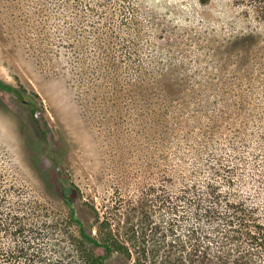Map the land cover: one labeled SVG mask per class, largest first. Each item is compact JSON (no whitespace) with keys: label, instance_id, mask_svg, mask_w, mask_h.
I'll return each instance as SVG.
<instances>
[{"label":"rangeland","instance_id":"rangeland-1","mask_svg":"<svg viewBox=\"0 0 264 264\" xmlns=\"http://www.w3.org/2000/svg\"><path fill=\"white\" fill-rule=\"evenodd\" d=\"M0 78L42 105L56 196L33 167L28 189L21 161L20 199L69 244L64 189L96 235L100 217L121 225L177 192L189 144L208 141L203 158L264 154V0H0Z\"/></svg>","mask_w":264,"mask_h":264},{"label":"trees","instance_id":"trees-1","mask_svg":"<svg viewBox=\"0 0 264 264\" xmlns=\"http://www.w3.org/2000/svg\"><path fill=\"white\" fill-rule=\"evenodd\" d=\"M0 90L11 93L16 104L0 98L9 121L0 134L9 154L7 161L0 160V264H110V257L119 264H264V154L259 147L251 161L237 156L242 151L203 158L199 154L210 148L208 141L188 143L196 156L189 163L191 172L179 175L177 192L165 190L158 205L153 200L141 204L121 225L100 217L96 235L78 217L73 196L64 189L71 227L77 231V239L67 244L56 236V223L32 219L34 207L20 199L26 187L19 189L17 182L21 161L30 168L28 189L37 178L56 196L45 161L49 141L39 120L42 105L36 94L1 78ZM10 133L14 141H8Z\"/></svg>","mask_w":264,"mask_h":264}]
</instances>
